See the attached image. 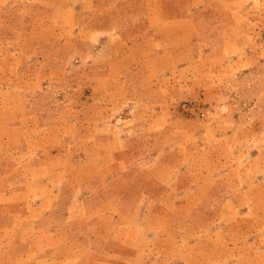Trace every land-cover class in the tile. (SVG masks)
Listing matches in <instances>:
<instances>
[{
  "label": "rangeland",
  "instance_id": "1",
  "mask_svg": "<svg viewBox=\"0 0 264 264\" xmlns=\"http://www.w3.org/2000/svg\"><path fill=\"white\" fill-rule=\"evenodd\" d=\"M74 241L81 264H264V0H0V264Z\"/></svg>",
  "mask_w": 264,
  "mask_h": 264
},
{
  "label": "crops",
  "instance_id": "2",
  "mask_svg": "<svg viewBox=\"0 0 264 264\" xmlns=\"http://www.w3.org/2000/svg\"><path fill=\"white\" fill-rule=\"evenodd\" d=\"M74 3L75 2H73V6H74ZM95 4V3H94ZM72 5V3L71 4H69V5H67V6H65V9H69L70 7H73V6H71ZM111 9H113L112 7H111ZM66 11V10H65ZM93 27V26H92ZM96 29V34L97 35H95V37H93V38H90L91 40H89V44H92V45H95V44H97L99 41H102V43H106V44H108V43H114V44H117L118 45V38H117V36H111L109 33H107V31H105V30H102L101 28H95ZM153 34V36H154V38H156L155 40H158L159 38H157V36H156V34L155 33H152ZM75 36H76V39L77 38H79V37H83V34H82V32H81V30L80 29H75ZM121 37V36H120ZM119 46V45H118ZM122 49V48H121ZM128 50V49H127ZM112 52H114L113 54H112V56L111 57H113L112 59H113V61H115V60H125V62L123 61V63L121 62V63H111V64H105V65H99L98 63H96L95 65H94V71L95 72H97V74H99V73H103L102 75L105 77V79H106V81L109 83V84H113V82L111 81V72H113V71H123V70H129V69H132L134 66H135V64H136V62H137V59L135 60V58H137V56L135 55V49L134 48H129V50L126 52V51H124L123 49H122V51L121 50H119V49H115V51H112ZM130 53H133L134 54V56H135V58L133 59V60H131V58H130V56L131 55H129ZM121 64H125V65H121ZM97 66H99V67H97ZM123 66V67H122ZM94 75V72H93V74H92V76ZM107 115H105L104 117H106V118H110L111 117V115H110V113L109 112H107L106 113ZM112 118H114V117H112ZM107 133H111V135H113L114 134V132L113 131H106ZM94 133H96V134H99V131H94V130H91V135L92 134H94ZM61 134H63V133H61ZM118 134L119 133H116V136L118 137ZM71 136H74V137H76L77 136V134H76V132H74V133H69V137H71ZM116 152H122V151H124L125 150V146L124 145H122L121 144V146H119V147H117L116 149H114ZM27 161H29V159H27ZM65 174L67 175V173L65 172ZM65 174H62L61 175V182H65V178L63 177V176H65ZM69 211H68V217H71V216H73V215H71V216H69ZM73 218V217H72ZM127 225L126 224H124V225H122V227H120L118 230H121V231H129L128 230V227H126ZM115 233V232H114ZM114 236V235H113ZM131 245V243H128L127 244V246H130ZM73 247L75 248V255L73 256V257H69V256H64V257H61V260H59L57 263H61V264H81L82 263V259H81V255H80V247H81V243H76L75 241L73 242ZM130 247H135V245H132V246H130ZM138 248L137 249H140V247L141 246H137ZM138 254L136 253V252H134L133 253V257H136Z\"/></svg>",
  "mask_w": 264,
  "mask_h": 264
}]
</instances>
